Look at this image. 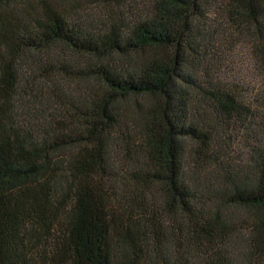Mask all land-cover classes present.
Returning <instances> with one entry per match:
<instances>
[{
	"label": "trees",
	"instance_id": "16d2710c",
	"mask_svg": "<svg viewBox=\"0 0 264 264\" xmlns=\"http://www.w3.org/2000/svg\"><path fill=\"white\" fill-rule=\"evenodd\" d=\"M36 1L0 0V264H264V0Z\"/></svg>",
	"mask_w": 264,
	"mask_h": 264
},
{
	"label": "rangeland",
	"instance_id": "374dc122",
	"mask_svg": "<svg viewBox=\"0 0 264 264\" xmlns=\"http://www.w3.org/2000/svg\"><path fill=\"white\" fill-rule=\"evenodd\" d=\"M148 1L150 0H130V5L126 6L124 8V11L126 12L125 14H131L134 16L139 15V12H142L144 6L147 5ZM34 5L33 7H36L37 1L33 0ZM132 2V3H131ZM106 4H109L108 2H106V0H84V2L82 3L83 7L86 8L87 13L89 14V16L91 18L94 19V21L96 20H104V15L106 14ZM129 7V9H127ZM237 54H235L238 58H243L240 60H244V58L246 57V52L240 50L236 51ZM245 52V53H244ZM66 84V83H65ZM72 93V89L70 90ZM145 101H142L140 99V103L144 104ZM127 105H131V102H128ZM230 144H229V153L230 156L236 161H243L244 159H246L247 157V149H245L246 147V143L242 141L243 138H241V135L239 134L238 136H234V135H230ZM237 215V212H236Z\"/></svg>",
	"mask_w": 264,
	"mask_h": 264
}]
</instances>
